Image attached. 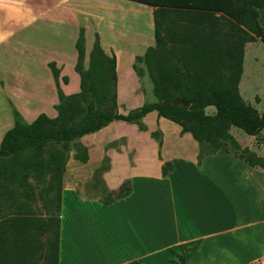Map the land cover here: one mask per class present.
Masks as SVG:
<instances>
[{
    "label": "crops",
    "instance_id": "0c3cea01",
    "mask_svg": "<svg viewBox=\"0 0 264 264\" xmlns=\"http://www.w3.org/2000/svg\"><path fill=\"white\" fill-rule=\"evenodd\" d=\"M14 1L23 8L13 14L8 0H0L6 22L5 27L0 25V142L14 124L13 108L27 122L39 113L56 116L58 95L49 62L59 69V86L65 94L78 89L74 65L81 8L95 21L100 44L103 33L124 44L122 51L130 69L122 77L117 73L123 59L117 47L101 44L108 54L113 48L118 84L128 83L119 96L144 95L132 64L154 45L152 6L123 0L136 14L124 23L109 19L107 28L92 8L81 7L74 0ZM90 49L84 46L85 59ZM67 67L78 77L74 87ZM62 76L67 77V83ZM125 102L126 112L140 106ZM166 121L155 116L154 127L162 133L160 148L150 136V126L139 130L122 120L79 138L87 148L89 165L106 158L100 176L108 190L116 191L125 179L130 180L131 189L126 196L104 204L99 198L81 196L74 186L63 185L58 264H179L181 258L184 264L259 261L264 252V172L222 150L199 160L197 141L178 124ZM183 140L193 148H185ZM165 161L173 167L162 175ZM67 210L73 218L65 222ZM94 247L97 255L91 257ZM77 251L84 252V257L80 253L75 258Z\"/></svg>",
    "mask_w": 264,
    "mask_h": 264
},
{
    "label": "trees",
    "instance_id": "16d2710c",
    "mask_svg": "<svg viewBox=\"0 0 264 264\" xmlns=\"http://www.w3.org/2000/svg\"><path fill=\"white\" fill-rule=\"evenodd\" d=\"M132 1L153 7L154 45L135 59L144 65L155 101L126 113L117 111L115 55L104 51L95 33L88 67L83 68L85 36L80 27L74 65L80 76L79 91L64 94L59 86L60 71L54 62H49L58 95L56 116L39 113L27 122L13 108L14 124L1 139L0 191L12 183L26 190L32 177L47 178L45 186L54 188L57 194V227L54 239L47 244L44 264H58L60 195L68 152L74 148V158L85 162V146L74 142L110 122L122 120L147 130L143 118L154 111L191 134L199 145V160L222 150L252 167L264 169V158L241 148L228 133L231 126L248 135H256L264 128V111L259 112L246 102L238 89L245 44L256 38L264 43V0ZM132 67L138 75L142 72L135 62ZM61 79L67 83L66 76ZM176 99L190 104H177ZM207 107L214 109L211 114L206 112ZM150 136L160 148L161 131H150ZM229 147L233 150L229 151ZM172 167L170 161H165L162 175ZM104 188L107 198L101 202L108 204L130 192V180L125 179L116 191ZM23 238L13 219L0 221V264H27ZM179 264H184L183 258Z\"/></svg>",
    "mask_w": 264,
    "mask_h": 264
},
{
    "label": "rangeland",
    "instance_id": "374dc122",
    "mask_svg": "<svg viewBox=\"0 0 264 264\" xmlns=\"http://www.w3.org/2000/svg\"><path fill=\"white\" fill-rule=\"evenodd\" d=\"M74 1H76L81 7L89 9L92 8L95 13L98 14V16L102 17L107 28V22L109 19L110 21H115L118 19L124 23L126 22V19L128 20V18L136 14L133 12L132 8L127 5V2L123 0ZM7 6H10L9 10L13 14L16 12L15 10L23 8L19 1L16 2L14 0H8ZM0 23L1 27H5L3 24H6V22H4V19L2 18L1 12ZM80 27H82L84 30V46L86 45V49L89 50L90 47L92 48L94 34L98 31L95 21L91 16H89L87 10L82 8ZM9 28L13 27L9 26ZM101 44L103 47H110V44L117 47L119 53L123 57V59L119 60L117 73L122 77V75L127 73L128 69H130L127 60L124 58V49H122L124 44H120V42L115 40L113 36L104 33L103 42H101ZM111 53L114 54L113 48ZM88 62L89 59H85L84 56L82 63L83 68L88 67ZM134 62L139 67V69L142 70L139 75L137 74L140 78V81L137 82V85H142L144 95L140 98H122L119 96V93H121L123 89L128 86V83L122 86L121 81H119L120 84H118L117 80L116 109L121 113H125L127 110V103L125 102L126 100H128L129 104L133 105H141L143 103L155 101V97L152 92V83L145 71L144 65L142 62L137 61L136 59ZM66 72L71 73L72 76L74 70L67 67ZM74 73L76 75L78 74L76 72ZM78 77L80 82V76ZM78 77L72 76L73 79L71 82V87H74L75 80ZM124 79L126 80V78ZM125 80L123 83L126 82ZM79 82L78 89L73 93L79 91ZM238 89L241 97L246 102L250 103L259 112L264 111V43L259 38H256L254 41L247 42L244 46L243 72L238 84ZM205 110L208 114H211L214 109L212 107H207ZM155 116L156 114L151 112L149 115L143 118V122L151 127V131L157 129L154 127ZM167 121L166 123H172ZM156 124H158V121ZM132 131L133 130L128 129L130 134L133 133ZM228 133L234 138V140L237 141L241 148L246 147L250 151L255 152L257 155L262 157L264 156V128L261 129L256 135H248L241 129L231 126L228 129ZM74 143L83 145L79 139ZM182 144H184V147L187 149L193 148L187 140H183ZM228 149L229 151L233 150L230 147ZM71 153H73L72 156ZM68 154L69 159L66 162L65 171L62 176L61 189L63 185L70 187L74 186L77 192L83 197L99 198L100 200L107 198V193L105 192L104 184L100 176L101 171L107 166L106 158H103L99 163L91 162L89 165L88 158L85 162L74 158V148H72ZM260 169L264 172V169ZM90 170L92 174L89 173ZM46 180L47 178L33 179L30 177V186L26 187V190L12 183L7 187L2 188V191H0V221L6 218L13 219L16 225L20 228V232L24 234V238L21 243L23 250L26 252L25 259L27 264H44V254L47 250V244L55 237V231L57 227L55 222L57 215V194L54 188L48 189L47 186H45ZM43 201L45 204H42ZM72 218L73 213H70L69 210H67L64 221L66 222ZM69 226H71V222H69ZM80 253H82L84 257V252L77 251L75 252V258H79L81 256ZM11 254L12 253L9 255ZM93 255H97V247L91 248V257H93Z\"/></svg>",
    "mask_w": 264,
    "mask_h": 264
},
{
    "label": "water",
    "instance_id": "95a60500",
    "mask_svg": "<svg viewBox=\"0 0 264 264\" xmlns=\"http://www.w3.org/2000/svg\"><path fill=\"white\" fill-rule=\"evenodd\" d=\"M174 102L175 103H177V104H183V105H185L186 107H188L189 106V102H185L184 100H182V99H176V100H174Z\"/></svg>",
    "mask_w": 264,
    "mask_h": 264
},
{
    "label": "built area",
    "instance_id": "2783aa9c",
    "mask_svg": "<svg viewBox=\"0 0 264 264\" xmlns=\"http://www.w3.org/2000/svg\"><path fill=\"white\" fill-rule=\"evenodd\" d=\"M256 264H264V252L262 253V256L260 257L259 261H257Z\"/></svg>",
    "mask_w": 264,
    "mask_h": 264
},
{
    "label": "bare ground",
    "instance_id": "6f19581e",
    "mask_svg": "<svg viewBox=\"0 0 264 264\" xmlns=\"http://www.w3.org/2000/svg\"><path fill=\"white\" fill-rule=\"evenodd\" d=\"M95 7V6H94Z\"/></svg>",
    "mask_w": 264,
    "mask_h": 264
}]
</instances>
